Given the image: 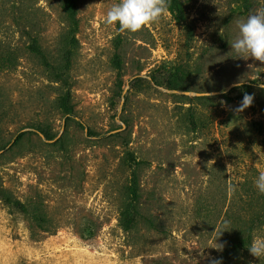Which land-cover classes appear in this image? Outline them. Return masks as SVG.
<instances>
[{
	"label": "rangeland",
	"instance_id": "obj_1",
	"mask_svg": "<svg viewBox=\"0 0 264 264\" xmlns=\"http://www.w3.org/2000/svg\"><path fill=\"white\" fill-rule=\"evenodd\" d=\"M74 1L0 0V264H264V62L230 46L264 0L135 32Z\"/></svg>",
	"mask_w": 264,
	"mask_h": 264
},
{
	"label": "clouds",
	"instance_id": "obj_2",
	"mask_svg": "<svg viewBox=\"0 0 264 264\" xmlns=\"http://www.w3.org/2000/svg\"><path fill=\"white\" fill-rule=\"evenodd\" d=\"M167 4L168 0H117L106 10L103 21L109 25L117 23L121 31L135 32L146 24L156 22L164 13ZM238 30L239 36L230 43L231 50L236 54V57L245 59L251 57L264 62V9L250 13L239 23ZM243 83L244 80H239L234 82L232 87L240 88ZM260 87L264 88V84H261ZM222 91L224 94L227 93V89ZM252 101L253 95L245 94L240 106L235 111H243L244 108L252 104ZM253 184L257 192L264 195V170L258 171ZM222 230L224 229L219 231V235ZM214 248L222 249V246L218 245ZM247 248L252 256L264 257V235L254 237ZM210 264H221V260H212Z\"/></svg>",
	"mask_w": 264,
	"mask_h": 264
},
{
	"label": "trees",
	"instance_id": "obj_3",
	"mask_svg": "<svg viewBox=\"0 0 264 264\" xmlns=\"http://www.w3.org/2000/svg\"><path fill=\"white\" fill-rule=\"evenodd\" d=\"M247 2L248 0H243V5L245 7H247ZM75 5L76 3L74 0H64L63 2V9L66 13L67 18L69 19L70 22H72V24H76ZM167 9L178 24L185 23L184 8L180 0H168ZM29 48L31 49L32 52L40 56H43L42 52L38 49V46L35 41H33V43L30 45ZM114 65L117 70H120V64L117 58L114 60ZM180 75L181 74L179 71L176 74H173L174 80L176 81L177 78L181 80L182 76ZM128 187H129V190H128L129 195L132 196L133 199H137L138 179H137V175L134 172L130 176V182H129ZM124 219H125V216H124ZM124 223L128 225L129 221L126 220L124 221Z\"/></svg>",
	"mask_w": 264,
	"mask_h": 264
}]
</instances>
